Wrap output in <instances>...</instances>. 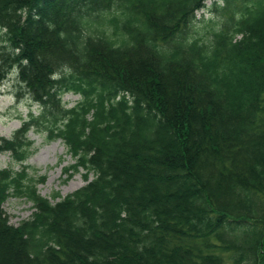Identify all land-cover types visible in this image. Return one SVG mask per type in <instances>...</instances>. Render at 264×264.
I'll return each mask as SVG.
<instances>
[{
    "label": "trees",
    "instance_id": "1",
    "mask_svg": "<svg viewBox=\"0 0 264 264\" xmlns=\"http://www.w3.org/2000/svg\"><path fill=\"white\" fill-rule=\"evenodd\" d=\"M206 1L0 0V86L18 71L41 108L0 154L34 128L88 181L52 202L0 168V264H264V0H213L201 31Z\"/></svg>",
    "mask_w": 264,
    "mask_h": 264
},
{
    "label": "rangeland",
    "instance_id": "2",
    "mask_svg": "<svg viewBox=\"0 0 264 264\" xmlns=\"http://www.w3.org/2000/svg\"><path fill=\"white\" fill-rule=\"evenodd\" d=\"M206 4L205 8L197 12L196 26L201 31L210 20L219 23L226 18L221 10L223 1L217 4L218 7L214 6L213 0H207ZM80 100L81 95L73 92L63 96L68 107L78 104ZM40 111L39 104L33 101L26 87L19 83L18 71L11 72L0 86V137L12 138L31 112L39 115ZM28 138L33 142V151L27 160L19 162L11 152H3L0 154L1 169L11 168L15 172L26 169L28 176L37 180L41 195L52 202L87 184L84 170L75 172L71 178L65 172V168L73 164L74 159L62 139L50 140L46 132H38L34 128L28 133ZM56 193L59 194L56 196ZM4 209L14 225L30 219L35 210L31 201L19 196H11L5 202Z\"/></svg>",
    "mask_w": 264,
    "mask_h": 264
}]
</instances>
